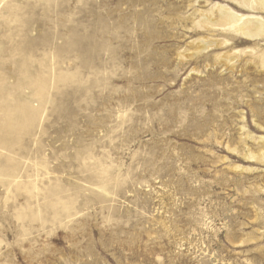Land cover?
I'll return each mask as SVG.
<instances>
[{
	"label": "rangeland",
	"instance_id": "rangeland-1",
	"mask_svg": "<svg viewBox=\"0 0 264 264\" xmlns=\"http://www.w3.org/2000/svg\"><path fill=\"white\" fill-rule=\"evenodd\" d=\"M246 3L0 0V264H264Z\"/></svg>",
	"mask_w": 264,
	"mask_h": 264
},
{
	"label": "bare ground",
	"instance_id": "bare-ground-1",
	"mask_svg": "<svg viewBox=\"0 0 264 264\" xmlns=\"http://www.w3.org/2000/svg\"><path fill=\"white\" fill-rule=\"evenodd\" d=\"M251 9L260 10V6L264 10V0H245ZM255 4V6H253ZM221 23L229 26L234 32L245 39H256L261 35L264 36V19H256L252 17H243L231 13L224 8H221ZM13 132V131H12Z\"/></svg>",
	"mask_w": 264,
	"mask_h": 264
}]
</instances>
